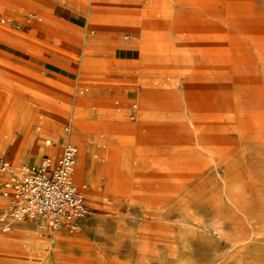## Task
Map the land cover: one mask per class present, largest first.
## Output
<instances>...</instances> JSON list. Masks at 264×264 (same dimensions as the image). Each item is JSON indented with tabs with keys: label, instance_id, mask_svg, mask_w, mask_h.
<instances>
[{
	"label": "rangeland",
	"instance_id": "1",
	"mask_svg": "<svg viewBox=\"0 0 264 264\" xmlns=\"http://www.w3.org/2000/svg\"><path fill=\"white\" fill-rule=\"evenodd\" d=\"M69 139L88 218L0 175V264H264V0H0V154Z\"/></svg>",
	"mask_w": 264,
	"mask_h": 264
},
{
	"label": "built area",
	"instance_id": "2",
	"mask_svg": "<svg viewBox=\"0 0 264 264\" xmlns=\"http://www.w3.org/2000/svg\"><path fill=\"white\" fill-rule=\"evenodd\" d=\"M77 162L78 147L70 140L59 155H45L19 168L0 154L2 195L7 199L1 217L40 218L52 230H80L91 209L85 188L75 179Z\"/></svg>",
	"mask_w": 264,
	"mask_h": 264
},
{
	"label": "crops",
	"instance_id": "3",
	"mask_svg": "<svg viewBox=\"0 0 264 264\" xmlns=\"http://www.w3.org/2000/svg\"><path fill=\"white\" fill-rule=\"evenodd\" d=\"M74 16H75V15H74L73 11L71 10V12H69L67 18H68V20L73 21L74 19H76V18H74ZM69 140H70V139H69ZM47 141H50V143L48 144ZM47 141H46V145H47V146L51 145V140H47ZM70 141H71V140H70ZM62 146H63V145H62ZM61 150H62V148H60V150H59L57 153L53 154V155H54V156H55V155H59L60 152H61ZM45 155H52V154H50V153H46ZM45 155H44V156H45ZM44 156H43V157H44ZM43 157H42V158H43ZM38 162H39V161H38ZM34 163H37V162H34ZM30 164H31V163H30ZM26 165H27V164H26ZM0 175L2 176V179L5 177V176H4L3 174H1V173H0ZM75 179H76V177H75ZM76 181H77V180H76ZM77 182H78V181H77ZM78 183H79V182H78ZM79 184L81 185V183H79ZM82 186H83V185H82ZM85 193H86V197H87V202H88V204H89V201H88V195H87L86 190H85ZM3 200H4V202L7 203V199H6L5 197H3ZM89 206H90V205H89Z\"/></svg>",
	"mask_w": 264,
	"mask_h": 264
}]
</instances>
